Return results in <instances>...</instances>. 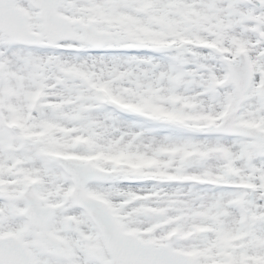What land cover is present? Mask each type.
<instances>
[{
    "label": "snow or ice",
    "instance_id": "obj_1",
    "mask_svg": "<svg viewBox=\"0 0 264 264\" xmlns=\"http://www.w3.org/2000/svg\"><path fill=\"white\" fill-rule=\"evenodd\" d=\"M0 264H264V0H0Z\"/></svg>",
    "mask_w": 264,
    "mask_h": 264
}]
</instances>
